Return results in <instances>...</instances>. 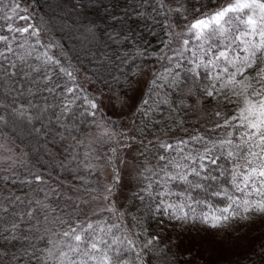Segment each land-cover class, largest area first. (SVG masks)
Listing matches in <instances>:
<instances>
[{
	"label": "trees",
	"instance_id": "1",
	"mask_svg": "<svg viewBox=\"0 0 264 264\" xmlns=\"http://www.w3.org/2000/svg\"><path fill=\"white\" fill-rule=\"evenodd\" d=\"M219 2L0 0V264H264V25L233 11L185 33ZM151 67L135 132L160 153L122 212L100 185L123 133L99 95ZM99 126L81 178L70 149Z\"/></svg>",
	"mask_w": 264,
	"mask_h": 264
},
{
	"label": "rangeland",
	"instance_id": "2",
	"mask_svg": "<svg viewBox=\"0 0 264 264\" xmlns=\"http://www.w3.org/2000/svg\"><path fill=\"white\" fill-rule=\"evenodd\" d=\"M233 11H245L246 12V21L250 22V24L262 27L264 25V0H220L215 9L208 14L207 16L201 17L193 22L186 30V34L192 33L194 37L198 39H202L204 33L208 31V29L213 25H218L224 17ZM247 33H244V35ZM184 34L180 35L178 46L180 49L184 47L185 40ZM241 45L249 44V40H241ZM155 72L154 67L150 69H146L139 78L134 82L132 87L123 95H121L117 100L110 98L107 94L99 95V104L101 110L110 118L114 119L120 128V131L123 133L122 141L118 143L117 152L115 156L111 158L112 164L111 168H107L106 165L101 164L102 160H99V165L102 167L100 171L101 181L103 184L101 185V189H104L105 193H109L113 197L114 206L121 210L122 212H126L124 209H129V193L132 188L135 187L140 179L143 178V175L154 167L156 160L159 156L160 151H156L154 148L149 145V143H145L140 141V135L135 132V119H136V110L138 106V102L140 101L143 88L150 78V76ZM255 107V108H254ZM261 105H256L250 98L245 97L244 100L241 101V104H238L236 108H240V110L245 109L248 113L254 111L257 123H259V119H261V114L259 112V108ZM262 123L259 127H256V130L261 127ZM264 126V124H263ZM108 128L105 126H99L95 132L88 134L86 136L84 142L79 145L78 150H75L74 147L70 149L68 160L72 163L73 166H77L79 168L77 175L79 174L81 178H85L84 171L81 172L82 168L86 165L88 166V161L91 160V157L88 156L89 150L92 148V145L89 146L88 141L92 138V136H98L101 133L107 131ZM8 155L7 153H5ZM78 158V159H77ZM4 159L0 158V162H3ZM114 169H113V167ZM99 171V172H100ZM255 174H262L263 178L259 179L257 177L256 180H252L251 187L256 189L257 192L261 191V184L264 187V167L261 169L255 170ZM114 179V185L108 186L111 176ZM82 197L84 201L88 205V201L93 207H103L105 204L103 201L97 199L96 197H88V195H79ZM178 218V217H177ZM177 219L166 218V225L170 226ZM231 222V227H234L237 231L238 229L234 226L233 220ZM177 227L181 231H186L189 228V222L185 219H181L180 217L176 223ZM65 244L55 245L53 250V254L59 255L60 248H64Z\"/></svg>",
	"mask_w": 264,
	"mask_h": 264
}]
</instances>
